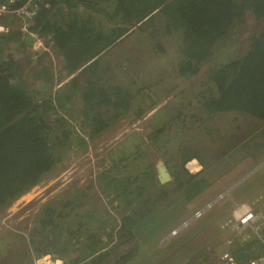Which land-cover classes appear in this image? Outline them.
Returning a JSON list of instances; mask_svg holds the SVG:
<instances>
[{
    "label": "rangeland",
    "instance_id": "374dc122",
    "mask_svg": "<svg viewBox=\"0 0 264 264\" xmlns=\"http://www.w3.org/2000/svg\"><path fill=\"white\" fill-rule=\"evenodd\" d=\"M103 3L106 8H112L111 2ZM81 14L87 18L92 13L87 9H81ZM96 17L106 27L105 31L110 30L108 29L110 25L105 16L96 15ZM159 19H161L159 24H162V31L147 34L142 33L138 26L132 27L126 38L116 41L95 58L98 61L92 64L82 78L84 79L94 71L103 73L109 68L104 74L105 78L108 75L112 84H116L115 81H120L117 86L122 84V87L127 88L129 93L137 90L138 85L135 81H130L129 83L132 84H129L126 80L136 77L139 71L144 72L142 78H145L146 83L153 81L151 84L153 88L168 81L172 82L173 80L167 77H173V74L176 73L174 64L179 59L177 58L178 52L173 57L160 53L159 50L161 46V48L167 47L175 50L178 41H180V36L176 33L174 35L173 33L172 35L168 34V30L164 29L172 27L171 24L166 26L165 15L158 14L156 22ZM99 22L98 25H100ZM261 26L255 17L248 16L246 18L242 31L237 32L236 37L232 38L231 43L237 45L236 53H239L237 48L239 42H245L251 35V31ZM159 33L165 37H160ZM108 36L111 37L112 34L109 32ZM38 38L39 41H43L41 37ZM107 40H104L103 43L107 44ZM159 40H161L162 45ZM95 46L93 45L91 49L94 50ZM30 47L27 49L32 54L31 56L28 55L32 58L31 62L28 61V58L21 57L12 48H9V52L18 59L22 58L20 59L23 62L21 61V69L18 70V78L23 86L29 88L30 91L33 88L38 93L40 89L37 90L33 83L42 84L44 78L36 74L40 69L38 64L32 63L36 62L37 56ZM40 48V52L46 50L48 54L49 51L50 54L54 53L53 48L47 47L44 50H42L43 46ZM51 57L56 58V54ZM217 61L218 59L214 58L213 61L202 66L197 76L180 81L177 85V92L180 95L184 92L188 97L187 99L194 100L195 97H198L199 91L207 89L208 85L205 79L207 78L208 67ZM56 66V64L52 66L53 70H56ZM164 75L167 76H165L167 79H164ZM103 78L102 80H104ZM156 78L158 79L157 83L154 82ZM55 79L52 82V88L49 87L48 90L49 94L51 92L55 98V102L52 103L53 106L58 105L57 100L61 97L60 94V97L56 99L58 93L53 89ZM78 79L82 81L80 77ZM44 80L50 86L51 83L49 84L46 78ZM96 80L97 76L94 81ZM192 80L194 87H191ZM124 82L126 83L125 86ZM204 83L205 86H201ZM166 88L168 87L166 86ZM38 102L41 103V98ZM197 102L194 100L192 104L185 102L182 104L183 106L181 105L184 112L182 113L188 114L187 118L192 111L193 114L196 112L195 114L198 116L201 114V104ZM78 106L80 107L81 104ZM55 110L54 113L52 110L48 111V118L51 115H60L63 116L60 118L62 123L64 120L70 121V124L75 123V120H69L67 112L58 110V108ZM135 113L129 111L130 116L125 117L123 114V118H119L120 122L115 121V123L128 122V126L109 127L102 134L92 138L82 127H74L73 135L70 137L73 140L72 144L69 143V145L62 147L63 157L55 170L46 173L37 185L9 207L0 210V258L6 255L10 262L14 260L12 261L13 264H36L44 251H53L60 245L64 246L65 243L69 245L73 239L75 244L71 248L74 249L83 250V246L88 251H95L101 247L108 248L109 251L105 249L91 259L94 260L91 264H215L219 260L221 253L226 249V240L232 235L231 232H227L221 226L220 220L225 214L232 212L235 205L234 201L245 202L246 200L253 207H257L259 203L257 209L263 207L261 203L264 199V123L258 121L253 123L250 118H243L240 122L241 127L233 130L236 142L228 143L224 128L220 132L217 129L215 133H206L199 126L198 129L194 128L193 131L185 134L186 128L183 127V121L186 117L177 119L171 113L173 118L165 130V135L161 133L158 137L159 141L162 139L163 144L171 146L172 151L167 153L165 149L158 150V138V142L152 140L153 126H131V122L128 120L132 119ZM159 117L160 115H156L155 118ZM196 118L195 121H197ZM121 119L125 120L122 122ZM168 121L167 115L162 123ZM216 121L218 120L216 119L215 122L211 120L205 127L208 130L215 128ZM198 122L200 124L201 120ZM48 123L56 127L55 134H62V127L56 126L53 121H48ZM185 124L188 128L190 127L189 120L186 119ZM65 126L72 130L70 126H67V123ZM78 137L87 141L86 147H78ZM168 138L171 140L168 141ZM140 139H142L141 142ZM138 144L140 147H145L144 150L147 153L144 164L142 160L135 159ZM225 152L228 153L227 157L222 156ZM142 153L143 151L140 152V154ZM183 153L185 155L196 153L205 161H208L207 156H211L213 153L218 157L213 161H219V163L210 167L204 165L201 174L193 175L195 180L203 181L201 186L204 189L198 197V194L193 196L192 189L191 192L187 190L194 186V181L186 166H184L186 169L184 170L179 161L178 154L182 155ZM161 155L166 156V158H161ZM169 157L174 163L170 169L173 179L163 184L166 185V193L169 194V197L161 203L149 204L143 201L138 203L135 194L131 201L133 204L129 206L127 198L123 195L125 189L122 179L129 174H133V176L140 174L138 182L143 179L145 182V169L150 164L155 167L159 158L166 161ZM248 158L250 160L245 162V159L248 160ZM187 166H191V163ZM177 170L183 171L180 177L177 176ZM156 172L158 169L155 167V174ZM156 178H158L157 175ZM156 178L153 177V185L149 188L148 183H145L148 192L144 195L159 194ZM110 180L112 181L111 184ZM233 180L238 182L234 188L231 186ZM230 186L231 188H229ZM256 186H259L258 189ZM226 190H230V196L226 195L216 202L202 217L193 219L197 210L216 199ZM119 193L122 195L118 196ZM254 197L260 198V202L251 203ZM69 201L70 204L66 205ZM54 207L69 215L61 219V229L58 228L55 232L52 231L51 227L49 230H43L44 235L38 240L34 238L39 242L32 246L29 243L30 234L33 232L34 236L40 235L41 222L45 218V212ZM97 211L104 212L105 220L100 221L95 217ZM126 216H131L133 221L127 226L130 233L127 234L126 239L130 238V241L122 244V241H119L122 233L118 230L122 226V218ZM174 231L177 232L174 233ZM77 232L83 236L81 242ZM11 233L20 234L26 238L30 253L21 254L19 249L22 246L19 241L20 238L6 239ZM245 235H248L249 238L246 236L238 238L234 249L240 250L256 240L252 229H249ZM89 236L92 237L88 238ZM6 242L9 244L8 250L2 247ZM110 245L111 248L108 247ZM104 252H111V254L107 256ZM101 255H103L102 259H100ZM126 255L127 258L121 260Z\"/></svg>",
    "mask_w": 264,
    "mask_h": 264
},
{
    "label": "trees",
    "instance_id": "16d2710c",
    "mask_svg": "<svg viewBox=\"0 0 264 264\" xmlns=\"http://www.w3.org/2000/svg\"><path fill=\"white\" fill-rule=\"evenodd\" d=\"M25 2L26 0H0V6L16 9ZM103 2H111L112 8H106ZM40 6L41 10L38 16L28 22V29L40 36H53L54 46L58 49L59 57L64 59L66 69L73 73L81 65V60L96 58L113 43L126 38L127 33L134 26H138L142 33L147 34L162 31V24H159L161 19L156 22V16L158 14L165 15L166 26L171 24L172 27L164 29L168 30V34L172 35L173 33L174 35L176 33L180 36V41H178L175 50L167 47L161 48V46L159 51L173 57L178 52L177 58L179 59L176 60L175 64L169 62L176 66L177 85L180 81L197 76L205 63L213 61L214 58L218 59L214 65L208 67L207 78L205 79L208 85L207 89L199 91V96L194 98L199 102H197L198 104H201V116L198 117L195 112L194 114L190 113L189 118H187L188 114L185 113L186 116L183 114L181 105L185 99L188 100V104H192L194 100L187 99L188 97L184 92L182 95L177 94V98L182 101H178L174 114L177 119L186 117L183 121V127L186 128L185 134L193 131L194 128L198 129L199 126L206 133H214L217 129L220 132L222 128H228L229 124L226 135H235L233 130L241 127L240 122L245 117L250 118L253 123L257 121L264 123V0H40ZM81 9H87L92 14L85 18L81 14ZM96 15L106 17L110 30L105 31L106 27L99 22ZM248 16L255 17L262 26L251 31V35L245 42H239L237 47L239 53H236L237 45L231 43L232 38L236 37L237 32L242 31V26ZM98 22L100 25L97 24ZM0 24L6 26L9 24L10 26L9 31L0 32L1 210L9 207L37 185L46 173L55 170L63 157L62 147L69 145V143L72 144L73 140L70 137L73 135L75 123L70 124V121L64 119L62 123L60 118L63 116L60 115H51L48 118V111L52 110L54 113L55 109L58 108V110L70 112L69 109L76 106L78 110L75 111V114L77 118H82L79 121L83 124L77 127H82L88 134L97 135L109 128L106 125L101 107L103 105L113 107L112 104L121 107L126 102L123 100L121 103H115L112 100L113 95L111 97L108 93L106 94V87L110 86L109 80L103 78L105 77L104 74L107 73L106 69L103 73L94 71L91 73L92 75H88L82 81L78 79L79 77L72 79L67 84L65 97L63 95L57 96L56 99L60 97L57 100L58 105L53 106L52 103L55 102V98L46 93L47 84L45 80H42V84L33 83L37 90L42 91V93H37L33 88L31 91L29 88H25L18 78V70L21 69L23 61L20 60L22 58L18 59L9 50L14 49L21 57L28 58L29 62L32 61L30 58L32 54L27 49L25 33L20 28L17 19L11 14L1 15ZM146 24L148 25L146 26ZM109 32L112 34L111 37L108 36ZM159 34L160 37H165L162 33ZM106 39H108V43L104 44L103 41ZM159 43L161 44V40ZM93 45H96L94 50L91 49ZM42 53L38 51L35 54L37 64L38 60L45 58ZM37 75L46 78L49 84L54 80L53 74L50 75L45 72L42 75L39 73ZM96 76L97 80L94 81ZM54 85L53 83V87ZM201 86H205V83ZM191 87H194L193 80ZM110 89L112 90L111 87ZM75 97L79 98V103L75 102ZM40 98L41 103L38 102ZM100 98L103 99L98 102ZM79 104H81L80 107ZM207 116H209V121L199 124L198 118L203 120ZM186 119L191 125L189 128L185 124ZM216 119L218 120L216 127L208 130L205 125L209 124L211 120L215 122ZM48 121H53L56 126L62 127V134H55L56 127L49 124ZM66 123L72 130L65 126ZM64 127H66L65 130ZM167 128L168 125H162L160 128L153 126L152 140L158 142L159 134L165 135ZM78 138V147H86L87 141L81 137ZM169 140L171 139L168 138ZM141 141L142 139H140ZM140 145L143 144L140 143ZM144 148L140 147L139 144L136 146L138 152L136 151L135 159L145 162L147 153ZM157 148L158 150L165 149L167 153L172 151L171 146L163 144L162 139L158 142ZM142 151L143 153L140 154ZM226 153H223L222 156L227 157L228 154ZM178 158L183 167L192 158H198L205 167L219 163V161H213L218 159L214 153L207 156L208 161L196 153L178 154ZM166 161L169 162V159ZM183 169L186 170L185 167ZM176 172L178 177L183 173L182 170ZM144 173L145 182L144 179L138 182L140 174L137 176L129 174L122 179L125 189L123 195L127 198L129 206L133 204L131 201L135 194L138 203L143 201L149 204L161 203L169 197V194L166 193V185L161 184L156 178L153 164H150ZM190 176L193 177L194 188L189 187L187 190L191 192L192 189L193 196L198 194V197L204 189L201 186L203 181L195 180L193 175ZM153 177L156 178L159 194L146 196L144 194L153 185ZM178 179L180 180V178ZM145 183H148V188L145 187ZM78 191L80 192V190ZM120 195L122 194L119 193L118 196ZM68 204L70 201L66 203V205ZM150 206L152 207V205ZM68 215L58 211L56 207L48 209L41 222L40 235L34 236L32 232L29 236V243L32 246L36 245L39 242L37 240L44 235L43 230H49L51 227L53 232L57 231L60 228L61 219ZM121 221L122 226L118 232L122 235H120L119 241L124 244L130 241V238L126 239L127 234L130 233L127 226L131 224L133 218L126 216ZM13 237L20 238L19 241L22 246L19 249L21 254L30 253L24 236L11 233L6 239L11 240ZM2 247L8 250L9 244L6 242ZM104 254L108 256L111 252ZM125 258L127 255L121 260ZM12 261L10 262L6 255L0 258V264H13Z\"/></svg>",
    "mask_w": 264,
    "mask_h": 264
},
{
    "label": "crops",
    "instance_id": "0c3cea01",
    "mask_svg": "<svg viewBox=\"0 0 264 264\" xmlns=\"http://www.w3.org/2000/svg\"><path fill=\"white\" fill-rule=\"evenodd\" d=\"M1 25H3V24H1ZM4 26H6V25H4ZM7 26H9V24ZM36 34H38V33H36ZM38 36L41 37V39H43V41L41 42V44L39 42H36L33 46H31L30 49L32 50V52L34 54H36V52L41 51L40 47L43 46L42 50L47 49V47L53 48L54 53L50 54V51H49V54H47L46 50H45V52L42 53V54H44L45 58H41L40 60H38V67L40 70L37 71V74L39 73L42 75L45 73V70H46V74H47V71H48V74H50V75L53 74L54 79L56 78L55 79V85H54L55 87H53V89L56 90V93H58V96H60V94H61V96L63 95L65 97L66 88L68 87L67 84L74 78L80 77L81 79H83L82 76L92 66V64L95 61V58H88V59L81 60L80 61L81 65H79V68L73 73V72L68 71L66 69L64 59L59 57L58 49L54 46V37L53 36L45 37V36H40L39 34H38ZM47 40H50L51 43L48 44ZM44 42H45V45H44ZM55 54H56V58L51 57ZM32 63L37 64V62H32ZM55 64L57 65L56 70H53L52 66H55ZM108 69L109 68H107V70ZM90 75H92V74H90ZM143 75H144V72L139 71V72H137L136 77H132V78H129L128 80H126L128 83L130 81H135L138 85L137 90L135 89L131 93H129L127 91V88H123L122 84L120 86H117L120 83V81L119 82L115 81L116 84H112L110 82L112 80L108 79V75L106 76V78L109 80L108 84L110 85L109 87H106L107 88L106 94L108 93V95L111 97L113 95L112 100L115 103H121V101H123V100L126 102V104L124 106H121V107H116L114 104H112L113 107H108V106H104V105L101 107L102 113H104L103 117L106 120L107 126H109V127L128 126L129 125L128 122H123L125 119H121V121L123 123H115V121L120 122L119 118L120 117L123 118V116H124L123 114H125V117L130 116L129 111H134V113L137 112V113H135V115L132 119L130 118L128 120L129 122H131V126H143L144 127L146 125H151V126L160 128L162 125H165V124L169 125V122L173 118V115L171 113L174 114L173 110H175L176 105L178 104V101L179 102L182 101L180 98H178V99L176 98L177 94L179 93V92H177V82H178L176 80L178 78L177 74L174 73L173 77H167L166 75H164L168 79L171 78V80H173V81L172 82H170V81L165 82V84L157 85L154 88L151 86L153 81L150 83H146L145 78H142ZM106 78L104 77V79H106ZM60 79H62V80H60ZM113 79H114V77H113ZM154 82L157 83L158 79L156 78V81H154ZM129 84H132V83H129ZM125 85H126V83L124 82V86ZM145 85L148 87H146ZM166 86L168 88H166ZM49 87L52 88V83L50 84V86L47 85V89H46V93L48 95H51V92H50V94L48 92ZM110 87L112 88V90L110 89ZM116 87H117V89H115ZM40 93H42V91H40ZM102 99L103 98H100L98 100V102H101ZM74 100H76L75 102H78V103L80 101L78 97H75ZM187 101L188 100L185 99L186 103H187ZM77 108L78 107L73 106L72 108L69 109L70 112H67V111H65V112H67V115L69 116V120L72 118H73V120H75V126H82L83 124L79 121V120H82V118H80V117L77 118V116L75 114V111L78 110ZM107 110H108V112H107ZM201 114H202V111H201ZM201 114L199 116H201ZM156 115H160V117L156 119L155 118ZM167 115H168L169 121L167 123H162V121H165V119L167 118ZM198 119H199V121L201 120V118H198ZM218 119H220V118H218ZM204 121H209V116H207L203 120H201V124H203ZM228 128H229V124H228ZM228 128H226V131L228 130ZM104 131L105 130L99 132L97 135L102 134ZM97 135H92L90 133L89 137L92 138V137L97 136ZM225 138H227L228 143H231L232 141H233V143L236 142L235 135L229 134V135H226ZM226 154H228V153H226ZM160 157L164 158V159L166 158V156H164V155H161ZM161 158H159L158 161ZM246 160L247 159H245V162H248L250 160V158H248L247 161ZM163 161L166 164V166L168 167V170L171 174L172 172L170 169L174 163H172V160L170 159V157H169V162H167L165 160H163ZM189 162H195L196 166H198L199 169H197V171L190 170L187 166V164ZM180 163L182 164V162H180ZM185 166H186L187 170L189 171V173H191L190 175L201 174V172L203 171V168H204V164L201 163L198 158H192L191 160H189L188 162L185 163ZM156 175L158 176V172H156ZM231 182H233L231 184V186H233L232 188H234L235 185L238 183V182H235V180H233ZM231 186L229 188H231ZM256 187L258 189L259 186H256ZM107 202H109V201H107ZM43 204H45V203L43 202ZM97 213H98V211H97ZM95 217L97 219H99L100 221H103L97 215ZM78 231H80V229H78ZM77 233H78V235H80L78 237V239L81 242V239L83 238V236L79 232H77ZM68 241H69V239H68ZM74 244H75V241L72 239V243H69V245L67 243H65L64 246L60 245V247H58L57 249H53V251H47L46 250L42 253L41 256L47 255L48 257H52L56 260L57 264H91L93 261L91 259H93L98 253H102L105 249H106V251L108 250V248H105V247H101L98 250L96 249L94 252L92 250L88 251L86 249V247H84V246H83V250L71 248V246L73 247ZM246 246H244V248ZM108 247L111 248V245Z\"/></svg>",
    "mask_w": 264,
    "mask_h": 264
},
{
    "label": "built area",
    "instance_id": "2783aa9c",
    "mask_svg": "<svg viewBox=\"0 0 264 264\" xmlns=\"http://www.w3.org/2000/svg\"><path fill=\"white\" fill-rule=\"evenodd\" d=\"M40 10V0H26L23 5L16 9H9L5 6H0V16L8 14L14 15V18L17 19L20 24V28L26 34V32H32L28 29V22L35 19ZM9 30V26L0 24V32H6ZM32 34L36 36V42L41 44L42 41H39L38 34L34 32H32ZM47 43L50 44L51 41L47 40ZM27 48L29 49V46ZM189 163L187 165H189ZM226 195L230 196V190H226L216 199L197 210L193 219L202 217V215L205 214L210 207H212L219 200L223 199ZM257 202H260V198L254 197L251 201L253 204H256ZM234 204L232 212L225 214L220 220L221 226L227 232H231L232 235L226 240V249L221 253L219 260L215 264H264V252L257 253L249 262L240 263L236 257L237 252L240 250L234 249L238 238L244 236L249 238L248 235H245L249 229H252L255 233L256 240L254 241H258L264 249V199H262L261 205H263V207H261V209H257L259 203L257 204V207H253L246 200L245 202L234 201ZM176 232L177 231H174V233ZM241 250H243V248Z\"/></svg>",
    "mask_w": 264,
    "mask_h": 264
},
{
    "label": "water",
    "instance_id": "95a60500",
    "mask_svg": "<svg viewBox=\"0 0 264 264\" xmlns=\"http://www.w3.org/2000/svg\"><path fill=\"white\" fill-rule=\"evenodd\" d=\"M36 42V36L32 32H26L25 34V43L28 46H33ZM158 169V179L161 184H164L173 179L170 174L166 164L160 159L157 163ZM97 216L102 220H105V214L103 211L97 213ZM264 249L261 247L258 241H254L250 245L246 246L243 250L237 252L236 257L240 263L249 262L257 253H263ZM56 260L52 257H49L42 264H55Z\"/></svg>",
    "mask_w": 264,
    "mask_h": 264
},
{
    "label": "bare ground",
    "instance_id": "6f19581e",
    "mask_svg": "<svg viewBox=\"0 0 264 264\" xmlns=\"http://www.w3.org/2000/svg\"><path fill=\"white\" fill-rule=\"evenodd\" d=\"M190 163H191V166H189V168L192 169V171H197V169H199L198 166H196V163H195V162H190ZM190 163H189V164H190ZM48 258H49V257H48L47 255L42 256L41 258H38L36 264H42V263H43L45 260H47ZM55 264H57V263L55 262Z\"/></svg>",
    "mask_w": 264,
    "mask_h": 264
},
{
    "label": "flooded vegetation",
    "instance_id": "af4514ba",
    "mask_svg": "<svg viewBox=\"0 0 264 264\" xmlns=\"http://www.w3.org/2000/svg\"><path fill=\"white\" fill-rule=\"evenodd\" d=\"M138 160H139V159H138ZM142 163L144 164V161H142ZM144 167H145V166H144ZM155 167H156V169H157V166H155ZM145 168H146V167H145ZM96 215H97V213H96ZM96 215H95V216H96ZM39 258H41V257H39Z\"/></svg>",
    "mask_w": 264,
    "mask_h": 264
},
{
    "label": "clouds",
    "instance_id": "9594fccd",
    "mask_svg": "<svg viewBox=\"0 0 264 264\" xmlns=\"http://www.w3.org/2000/svg\"><path fill=\"white\" fill-rule=\"evenodd\" d=\"M241 250V249H240Z\"/></svg>",
    "mask_w": 264,
    "mask_h": 264
}]
</instances>
